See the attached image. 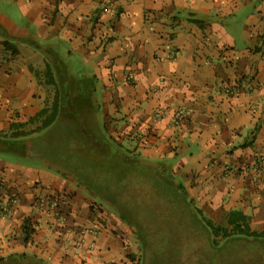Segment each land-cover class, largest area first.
I'll return each instance as SVG.
<instances>
[{
	"label": "crops",
	"instance_id": "0c3cea01",
	"mask_svg": "<svg viewBox=\"0 0 264 264\" xmlns=\"http://www.w3.org/2000/svg\"><path fill=\"white\" fill-rule=\"evenodd\" d=\"M60 52L80 63L76 78L59 65ZM57 88L63 100L83 95L75 101L102 120L116 147L93 142V151L114 153L113 168L118 159L125 170L147 168L141 173L207 215L225 220L240 209L250 222L264 221V171L254 169L264 154V0H0V196L14 198L0 216V258L135 264L131 232L101 202L123 189L109 195L117 186L88 170L75 177L21 161L33 153L26 140L36 132L14 127L35 126L28 119L51 105ZM179 108L188 114L173 125ZM44 199L64 224L39 207ZM25 218L34 227L28 241ZM83 225L98 227L92 251L67 235Z\"/></svg>",
	"mask_w": 264,
	"mask_h": 264
},
{
	"label": "rangeland",
	"instance_id": "374dc122",
	"mask_svg": "<svg viewBox=\"0 0 264 264\" xmlns=\"http://www.w3.org/2000/svg\"><path fill=\"white\" fill-rule=\"evenodd\" d=\"M60 48L66 49L63 46ZM58 57L59 65L61 62L65 63L70 76L76 78L80 63L70 61L62 52ZM57 91L59 106H63L61 112L51 125L26 140L33 153L21 158V161L35 165L46 162L48 167L64 169L63 171L75 177L88 170L93 178L98 176L103 186L105 183H112L113 187L116 186L112 182L115 179L113 173L121 171L126 182L123 181V187L117 185L121 186L118 189L123 188L124 194L116 202H123L125 207L117 209L121 210L120 221L126 224L132 234L136 249L135 264H147L151 261L159 264H264V241L261 239L237 236L222 241L221 237H216L217 245L213 244L209 230L191 211V204L182 195H177L169 184L159 182L156 178H149L148 181V176L141 173L147 171V168L135 165L132 169L125 170L123 160L120 167L113 168L109 161L114 153L109 151L98 154L93 151L95 148L99 150L97 145L102 142L109 144L112 151L116 147V144L106 141L108 136L104 133L102 120L95 117L90 106L75 101V97L83 98V95L72 92L70 97L63 100L62 90L57 88ZM60 102L64 105H60ZM262 170L264 169L258 171ZM101 202L111 213L119 215L118 210L107 204L113 202ZM202 213L213 222L225 225L223 216ZM214 218L222 220L216 221ZM259 219L258 222H250L251 228L261 230L264 227V221Z\"/></svg>",
	"mask_w": 264,
	"mask_h": 264
},
{
	"label": "trees",
	"instance_id": "16d2710c",
	"mask_svg": "<svg viewBox=\"0 0 264 264\" xmlns=\"http://www.w3.org/2000/svg\"><path fill=\"white\" fill-rule=\"evenodd\" d=\"M4 45L6 46V43ZM46 71L47 73L46 72L45 73L48 74L51 78V72L48 66H47ZM49 81L52 82L51 79ZM59 101H60L59 94H58V91H56L54 94L51 106H44L38 112H36L32 117L28 119L27 123L36 124V125L32 129L25 130L24 128L25 125L23 123L16 124L14 128L20 129L17 132V134L23 135V134H28L31 132H38L48 127L49 125H51V123L57 118L58 114L61 112V108H63V106H59ZM117 164H118V167H120V165H122V160L120 159L117 160ZM126 166L127 165H125L124 167ZM146 176H148L150 179L155 178L154 176H152V174L151 175L148 174ZM114 177L115 179L113 177L112 179H114L116 186L122 185L123 187L124 185L123 181H125L124 174H122L120 171L118 172V175ZM119 187L121 186H118L117 188ZM122 189H119L118 191H113V190L106 191V193L109 195L115 194V193L120 195V193L118 192L123 191ZM175 193L177 195L179 194V195H182V197H184L183 193L181 194L180 192H177V191H175ZM116 199H117L116 197L114 198V196L113 197L111 196V198L107 199V201L111 200L110 202L116 203ZM122 203H120L119 206L111 207L114 210H118L117 213L119 215H117V217L120 218V220H122L121 213H120L121 210L117 208H120L123 206L125 207L124 203L123 204ZM189 206L191 208V211L202 220L203 225L209 230L212 236L211 241L213 244L217 245L216 237L217 238L221 237L222 241L230 239L232 237H237V236L254 238L257 240L261 239L262 241H264V230H256V229L251 228L249 216L245 214L243 211H241L240 209H232L228 211L226 218H225V225H221L219 223L213 222L210 218L204 216L200 208L195 207L193 205L192 206L189 205ZM22 232H23L24 241H28L31 234L34 232L33 223L31 222L30 218H25L23 220ZM0 264H46V263H44L41 259L36 258L35 256L21 253V254L9 256L7 258H0ZM147 264H159V263H157L156 261H151Z\"/></svg>",
	"mask_w": 264,
	"mask_h": 264
},
{
	"label": "built area",
	"instance_id": "2783aa9c",
	"mask_svg": "<svg viewBox=\"0 0 264 264\" xmlns=\"http://www.w3.org/2000/svg\"><path fill=\"white\" fill-rule=\"evenodd\" d=\"M226 94L232 95L238 92V89L235 87H226ZM162 111L158 110L156 115H161ZM188 111L184 108H179L174 112L172 123L173 125H179L180 122L187 116ZM258 164L255 166V170L264 169V155H260ZM264 171V170H262ZM4 188V184L0 181V190ZM14 204V198L12 196H8L7 200H4L2 196H0V216L8 215L11 212V208ZM39 207L52 209L55 212V217L59 223L65 222L63 215L61 212H58L56 208V203L52 201V199H44L38 202ZM67 235L72 240L73 246L76 248H84L86 251H92L95 248L96 237L99 233L97 226L83 225L77 227H69L67 228Z\"/></svg>",
	"mask_w": 264,
	"mask_h": 264
}]
</instances>
